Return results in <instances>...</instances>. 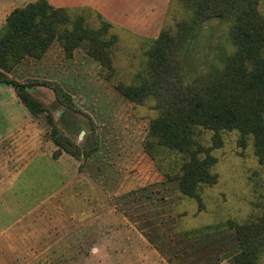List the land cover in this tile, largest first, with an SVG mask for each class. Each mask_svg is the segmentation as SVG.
<instances>
[{
    "label": "rangeland",
    "instance_id": "obj_1",
    "mask_svg": "<svg viewBox=\"0 0 264 264\" xmlns=\"http://www.w3.org/2000/svg\"><path fill=\"white\" fill-rule=\"evenodd\" d=\"M258 7L264 16V0ZM167 11L155 37L109 29L111 72L79 47L67 56L55 39L41 58H25L11 74L20 82L59 84L71 108L51 87L37 86L31 95L45 111L29 112L25 125L0 141L1 160L13 171L11 192L0 193V264H233L235 231L216 229L228 220L245 222L264 205V164L251 143L236 130L224 132L219 145L202 133L217 178L198 189L199 197L182 195L179 181L166 178L143 148L158 113L155 97L138 104L116 89L148 73V51L165 27L186 39L178 59L185 82L224 67L223 54L234 50L228 21L213 18L191 29L187 4L173 2ZM71 15L102 25L89 9ZM54 138L69 139L81 156ZM193 230L204 234L185 235Z\"/></svg>",
    "mask_w": 264,
    "mask_h": 264
},
{
    "label": "trees",
    "instance_id": "obj_2",
    "mask_svg": "<svg viewBox=\"0 0 264 264\" xmlns=\"http://www.w3.org/2000/svg\"><path fill=\"white\" fill-rule=\"evenodd\" d=\"M173 2H183L192 9L191 29L213 18L230 23L234 50L223 54L224 67L213 76L185 82L178 71V59L179 46L186 39L182 34L172 35L165 27L148 51V73L131 85L117 84L116 89L138 104L155 97L158 113L150 121L144 151L166 178L179 181L182 195L199 197L198 189L215 183L217 178L212 171L215 157L212 148L203 143L202 133H211L215 145H219L224 132L236 130L243 143H251L264 164V16L259 0H170L168 8ZM84 9L97 14L101 27H90L83 16L72 17V11ZM113 26L90 7L56 8L47 0H37L15 8L0 29V82L11 84L34 116L45 111L43 103L31 95L37 86L51 87L61 104L71 108V97L66 100L59 84L34 79L20 82L11 74L25 58H41L55 39L67 56L79 47L111 72V50L105 36ZM61 115L66 116L64 110ZM49 121L54 124L52 118ZM64 139L66 144L58 138L54 142L79 158L82 149ZM227 228L234 229L239 245L230 258L233 264H264V205L249 220H228L216 230ZM198 233L203 235L204 231L185 235Z\"/></svg>",
    "mask_w": 264,
    "mask_h": 264
},
{
    "label": "crops",
    "instance_id": "obj_3",
    "mask_svg": "<svg viewBox=\"0 0 264 264\" xmlns=\"http://www.w3.org/2000/svg\"><path fill=\"white\" fill-rule=\"evenodd\" d=\"M37 0H0V29L8 14L17 7ZM53 7H90L116 26L147 37L161 30L170 0H47ZM29 110L11 84L0 82V141L21 129ZM12 170L0 157V193L11 192Z\"/></svg>",
    "mask_w": 264,
    "mask_h": 264
}]
</instances>
